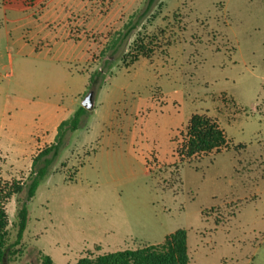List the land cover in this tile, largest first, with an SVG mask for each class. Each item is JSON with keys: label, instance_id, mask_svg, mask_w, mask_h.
I'll return each instance as SVG.
<instances>
[{"label": "rangeland", "instance_id": "1", "mask_svg": "<svg viewBox=\"0 0 264 264\" xmlns=\"http://www.w3.org/2000/svg\"><path fill=\"white\" fill-rule=\"evenodd\" d=\"M139 46L152 54L126 69ZM91 91L98 110L47 156L6 264H75L178 230L190 264H264V0H0V181L23 186L8 243L51 145L26 164L35 140ZM194 114L229 144L181 161Z\"/></svg>", "mask_w": 264, "mask_h": 264}, {"label": "trees", "instance_id": "2", "mask_svg": "<svg viewBox=\"0 0 264 264\" xmlns=\"http://www.w3.org/2000/svg\"><path fill=\"white\" fill-rule=\"evenodd\" d=\"M127 33H125L126 37L129 35ZM139 42L137 40L135 44ZM134 52L136 54L130 57V60L126 61L124 59L126 69L134 66L141 57L147 58L152 54L151 49L142 46L136 48ZM98 78L99 75L95 74L91 77L90 82L96 83ZM87 113L88 110L80 107L70 119L63 121L58 127L56 141L39 154V159L44 158V165L38 169L36 175L32 178L28 189V201L19 209L18 232L13 243H8L9 221L6 205L22 191L23 186L19 182L0 181V264H6L10 257L15 254L13 250L23 240L29 220L28 202L35 196L40 182L47 176L48 169L53 162L47 156L51 152L57 154L65 134L77 131L81 125L82 117ZM228 144L227 135L216 120L204 114H194L189 119L182 146L176 149V154L181 161H184L213 151L219 153L222 149L228 147ZM39 159H35L34 162ZM43 262L44 264H53L52 259L46 255ZM75 264H190L187 233L184 230H178L167 235L160 244L110 252L97 257L87 256L79 259Z\"/></svg>", "mask_w": 264, "mask_h": 264}, {"label": "crops", "instance_id": "3", "mask_svg": "<svg viewBox=\"0 0 264 264\" xmlns=\"http://www.w3.org/2000/svg\"><path fill=\"white\" fill-rule=\"evenodd\" d=\"M97 110H98V104L95 102V107L92 110V114H96ZM72 114H73V112H72ZM66 120H68V117L61 118L58 122H54V126H53L52 130H48L49 127L46 128L45 130L43 129L42 137H41V139L35 140L37 142L34 143V147L30 150L26 164H28V162L30 161L31 156L33 154H35V152L37 150H40L46 144H48V145L51 144L52 145L56 141V137H57V133H58V127L60 126V124L63 121H66ZM54 130H55V132H54ZM44 131H45V134H44Z\"/></svg>", "mask_w": 264, "mask_h": 264}, {"label": "water", "instance_id": "4", "mask_svg": "<svg viewBox=\"0 0 264 264\" xmlns=\"http://www.w3.org/2000/svg\"><path fill=\"white\" fill-rule=\"evenodd\" d=\"M82 107L86 110H93L95 107V94L93 91L89 92L88 95L84 98Z\"/></svg>", "mask_w": 264, "mask_h": 264}]
</instances>
